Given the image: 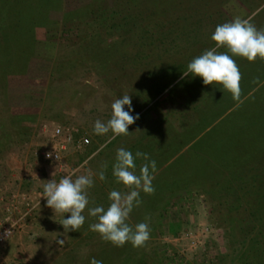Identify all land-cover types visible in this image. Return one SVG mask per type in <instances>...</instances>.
Masks as SVG:
<instances>
[{"label": "rangeland", "instance_id": "1", "mask_svg": "<svg viewBox=\"0 0 264 264\" xmlns=\"http://www.w3.org/2000/svg\"><path fill=\"white\" fill-rule=\"evenodd\" d=\"M150 1L146 0L148 9L145 7L143 11L148 21L159 17L164 23L173 15L161 11L168 8L166 4L173 5L174 0H158L157 14L148 17ZM192 1L175 0L181 18L188 15L186 10L194 11ZM219 1L218 8L222 10L223 2L236 0ZM95 2L101 1L0 0L3 21L0 31L6 34V48L2 50L5 55L0 57V217L6 214L5 207L10 203L15 207L10 217H21L27 208L22 197L33 206L0 247V264H90L93 258L103 264H232L235 256L232 252L241 244L229 236L228 222L221 218L229 214L224 204L211 210L210 201L219 188L214 187L213 179L203 182L199 176L203 164L197 162V153L203 151L144 152L156 162L155 192L151 195L141 192L142 203L128 220L134 226L148 218L150 239L143 247L134 248L130 243L115 247L102 240L98 233L89 230L95 218L88 216L87 209L83 213L84 225L77 231L64 232L60 224L63 214L54 213L46 205L42 197L44 183L89 170L98 173L104 165H107L106 179L97 178L89 190L90 206L107 207L111 190L128 191L115 182L112 176L115 155L108 154L135 136L139 138L138 132L143 130L149 116L164 103L165 93L173 94L182 86L174 80L170 83L174 77L169 81L171 75L165 76V72L163 77L149 75L151 66H136L139 76L126 75L137 70L128 65V56L137 47L131 33L133 37L116 36L119 32L116 30L115 37H108L107 41L100 37L92 41L79 38L77 44L75 39L71 41L73 30L82 27V21L92 19L88 9ZM181 18L166 25H173L175 32L181 31L187 22ZM204 24L205 18L199 26ZM13 25L17 32L11 31ZM63 29L71 30L64 39ZM104 45L109 46L105 60H99L92 52ZM116 62L126 63L125 69L119 71ZM153 63H159L158 58ZM186 63L183 60L177 65ZM144 74L146 77L142 79ZM128 79L139 82V88L131 90L138 85L132 86L135 83H129ZM166 86L169 89L163 92ZM124 94L132 97V114H139V119L128 128L130 133L115 139H110L111 133L95 135L94 122L107 121L111 103ZM228 123L229 120L224 124ZM57 128L60 132L54 134ZM210 133L202 139L206 140ZM83 138L88 139L86 145L80 144ZM61 145L64 149L60 150L58 160L42 158L44 150ZM237 152L250 151L248 147L247 151ZM143 163H136L137 174ZM58 240H63V244L59 245Z\"/></svg>", "mask_w": 264, "mask_h": 264}, {"label": "trees", "instance_id": "2", "mask_svg": "<svg viewBox=\"0 0 264 264\" xmlns=\"http://www.w3.org/2000/svg\"><path fill=\"white\" fill-rule=\"evenodd\" d=\"M100 1L99 4L97 2L93 3L88 9L89 17L92 19L82 21L83 28L79 26L76 29L77 31L73 30L71 41L75 39L74 43L77 44L79 38L92 41L96 37L106 40L108 37H115L116 30V32L119 31L116 36L131 33L135 36L134 45L139 48L136 47L133 53L128 56V65L133 69H137L136 66L139 68L151 66L152 71L149 75H161L162 77L164 69L163 67V70L158 69V65L160 66V63L163 64V62L157 64L153 62L154 59L160 56V51L169 53L172 48H178V45L172 44L175 36L182 34L190 37V33L199 30L198 27H200L199 25L204 21V18L213 21L222 18V12L218 8V5L221 4L219 0H216L218 2L193 0L191 9L194 11L189 12V10H186L188 15H182V18L175 9L176 3L174 0L173 5L171 3L166 4L168 8L165 7L161 11L167 12V14L172 12L174 15H169L170 17L164 23L163 19H159V17L155 21H148L145 18L143 11L147 5L146 0ZM157 2L159 1H150L148 17L157 14ZM179 18H184L187 21L182 26L181 31L175 32L173 25H166L168 22H176V19ZM194 19L196 20L197 30L195 28L191 30L187 26L190 23L189 20ZM0 22L3 21L0 20ZM16 29L13 25L11 31L17 32ZM69 31L63 29L61 32L63 39L69 35ZM132 35H129V37ZM4 36L6 34L0 31V57L5 55V52L2 51L5 47ZM106 47L109 46L97 47L96 53L95 51L92 53L96 54L99 60H103L107 52ZM202 52L199 50L198 55ZM116 67L119 71H122L125 69L126 63L116 62ZM133 72L128 74L140 75L138 69ZM143 77L145 78L146 75L144 74L141 78L143 79ZM128 80L129 83L135 81ZM134 83L131 85H138V87H133L131 90L139 88V82ZM215 85H209V88L203 89L206 92L203 93L204 96L208 97L199 102L192 100L191 105L193 104V107H195L182 112L181 117L195 121L194 123H197L199 130L220 118L212 129L207 132H211L208 134V138L203 140L202 136L193 145V148L197 147L195 150L203 151L205 155L202 156V153L196 155L197 162L203 164V167L199 169V176L203 182H207L208 179L212 181L213 179L214 187L219 188L216 191V196L210 201L211 210L214 211L216 207H221L224 204L227 212H229L226 217L221 218L228 222L227 230H231L229 236L232 239L235 237L237 243L241 244L238 249L232 252V254H235L232 264H264V83L256 87L253 92H241L238 100H234L229 92L219 87L217 91L212 92L211 90ZM192 90L196 94H200V88L194 87ZM220 90L223 91L220 92ZM242 96L246 97L241 100ZM235 104L237 105L234 106ZM228 109H230L229 112H227ZM227 120H229V123L226 125L224 123ZM216 131H218L216 135L218 138L214 136ZM246 144L249 145L247 146L250 152L238 153L237 151H247ZM202 146L203 148L198 150ZM224 256L226 257V255Z\"/></svg>", "mask_w": 264, "mask_h": 264}, {"label": "clouds", "instance_id": "3", "mask_svg": "<svg viewBox=\"0 0 264 264\" xmlns=\"http://www.w3.org/2000/svg\"><path fill=\"white\" fill-rule=\"evenodd\" d=\"M211 40L214 46L194 57L187 64L183 76L200 77L204 85H220L234 100H238L241 94V72L234 57L249 62L257 58L264 60V29H258L251 18L237 17L216 25ZM219 49L226 51L221 52ZM131 101L132 97L128 94L114 99L110 118L107 121L97 119L93 125L94 134L105 136L111 133L110 139L128 135L129 126L139 119L138 113L132 114L134 110ZM141 159L145 163L140 166L137 174L136 161ZM156 167V162L147 153H133L130 149L120 147L112 163V176L117 184L123 185L128 191L111 190L107 197V207L103 204L90 206L92 202L89 199V190L95 186L96 179H106L107 165L98 173L89 170L81 175H65L58 181L52 178L43 184L42 197L54 213L63 214L60 224L64 232L79 230L85 223L83 213L87 209L88 216L95 218V222L89 224V230L98 233L102 240L115 247L130 243L132 247L140 248L150 239L148 218L134 226L128 220L133 210L142 203L141 192L147 195L155 192L153 180ZM65 214H69L67 218ZM57 243L62 245L63 240ZM90 264H103V261L93 258Z\"/></svg>", "mask_w": 264, "mask_h": 264}, {"label": "crops", "instance_id": "4", "mask_svg": "<svg viewBox=\"0 0 264 264\" xmlns=\"http://www.w3.org/2000/svg\"><path fill=\"white\" fill-rule=\"evenodd\" d=\"M222 8V18L220 20H205L207 24L198 27V31L190 33V37L182 34L174 37L172 44L178 45V48H172L169 53L164 51L159 52L160 56H158V60L159 62H163V64L160 63L162 66L158 65V69H164L163 73L165 72L166 75L174 77L173 79H169V81L172 79L170 83L173 80L174 82H181V89L173 94L165 93L166 99H164V103L149 116L147 122L142 127L143 130L138 132L139 138L137 135L135 139L121 147L130 149L134 153L136 151H197L195 150L197 147L193 148L195 142L210 131L213 125L220 120L218 118L209 126H204L199 130L196 125L197 123H194L195 121L181 117L182 112L189 111L191 107H195H193V104L191 105L192 100L199 102L208 97L204 96L203 93L206 92L203 89L209 88V85L203 84L200 77H185L183 76V71L186 70L187 64L194 57L198 56L199 50L205 51L214 46V42L211 40V34L216 25L229 22L239 17L241 19L251 18V22L258 29H264V0L227 1L223 2ZM260 13H263V15L259 17ZM195 21H190L188 24L189 29L192 30L195 28L197 30ZM219 51L223 52L226 50L219 49ZM234 59L241 72V92H253L256 86L262 83V77H264V60L257 58L255 61L249 62L241 57H234ZM183 60L184 62L187 61V63L178 67L177 63H182ZM170 66L172 67L170 68ZM194 87L197 89L200 88V94H196L192 90ZM218 87L223 89L220 85H215L211 91H217L219 89ZM168 89L169 86H166L163 92H166ZM222 91L220 90V92ZM245 97L242 96L241 100ZM229 111L230 109L227 110V112ZM110 154L115 155L116 151L108 155ZM141 161L143 162L142 159L137 160L136 163Z\"/></svg>", "mask_w": 264, "mask_h": 264}, {"label": "built area", "instance_id": "5", "mask_svg": "<svg viewBox=\"0 0 264 264\" xmlns=\"http://www.w3.org/2000/svg\"><path fill=\"white\" fill-rule=\"evenodd\" d=\"M58 129V128H57ZM57 129L55 130L54 134H58L59 132H57ZM88 143V139L87 138H83L80 141L81 145L87 144ZM64 149V146H59V147H55L52 149H47L44 150L42 152V158L46 161H56L59 159L60 157V150ZM23 202H25L24 204L27 206L26 208V212L22 214L21 217L17 218V219H13L10 217L9 213L11 211L12 208H15L13 203H10L9 205H7L5 207V213L2 217H0V247L13 235L16 227L19 226V221L26 216L27 214H29L30 210H32L33 206H30L29 202L27 201V199L25 197H22ZM9 233V235L7 236V233Z\"/></svg>", "mask_w": 264, "mask_h": 264}]
</instances>
